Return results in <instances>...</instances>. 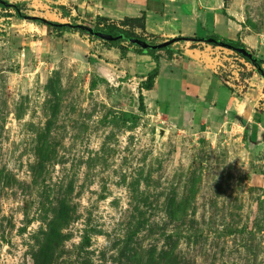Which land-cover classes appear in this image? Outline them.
I'll return each mask as SVG.
<instances>
[{"label":"rangeland","instance_id":"374dc122","mask_svg":"<svg viewBox=\"0 0 264 264\" xmlns=\"http://www.w3.org/2000/svg\"><path fill=\"white\" fill-rule=\"evenodd\" d=\"M3 1L20 17L0 6V264H264V137L222 111L207 130L197 115L162 116L139 89L146 66L104 52L139 47L29 19L94 29L74 3ZM164 2L252 55L264 36V0ZM129 19L102 23L155 44ZM192 48L225 96L264 99V76L238 53ZM159 88L163 109L179 102L177 78Z\"/></svg>","mask_w":264,"mask_h":264},{"label":"crops","instance_id":"0c3cea01","mask_svg":"<svg viewBox=\"0 0 264 264\" xmlns=\"http://www.w3.org/2000/svg\"><path fill=\"white\" fill-rule=\"evenodd\" d=\"M66 1L77 5V9L82 10L83 16H89L93 20L102 18L112 23L122 21L125 18L140 17L143 13V31L155 38V44L176 39L169 46V50L172 52L170 55L166 51H156L153 56L139 54L124 44H119V49L117 46L112 48L110 45L109 47L108 43L109 48L104 47V52L107 53L116 50L119 62L135 61V63L140 62L145 65L147 74L144 76H147L154 69L157 71L152 88L145 91L154 95L157 109L162 116L169 119L185 120L190 123L197 115L198 124L207 130L213 115L216 116L222 111L226 119L230 115L232 120L240 126L245 127L247 125L252 133L264 137V99L262 100L256 94L251 97L248 96L249 93L235 95V92L230 93L229 91L230 95L225 96L227 93L225 86L214 76L216 72L207 65L208 62L205 59L207 55L203 51L206 49L192 48V40L180 39H204L207 37L205 35L207 33L201 36L198 34V30H204L199 23L200 21L193 19L192 14L183 5L175 6L171 2H164L163 15H159L146 9V0H62V3ZM226 27H228L227 31L230 30L229 24ZM210 31L212 32L211 28ZM212 33L220 38L236 40L235 35L234 37H230L228 34L224 36L218 31ZM206 45L213 46L207 43ZM121 47L125 50L123 52V54L125 53L124 57L120 50ZM251 50L254 57L264 61V36L253 43ZM163 77L166 79L177 78L182 87L179 102L169 104L164 109L157 103L160 95L159 82Z\"/></svg>","mask_w":264,"mask_h":264},{"label":"trees","instance_id":"16d2710c","mask_svg":"<svg viewBox=\"0 0 264 264\" xmlns=\"http://www.w3.org/2000/svg\"><path fill=\"white\" fill-rule=\"evenodd\" d=\"M0 6H2L4 9L12 8L15 11V13H17V15L20 17L19 9L17 8V6L12 5V4H8L7 2H5L3 0H0ZM163 6H164V0H146V9L150 10V11H153L156 14L163 15ZM29 19L31 21H33V22H41L46 27L47 26H50V27L53 26V27H56V28H59V29H63V30L73 27V28L78 29L79 31H82V32H85L86 34H88L85 30L80 29L79 25L71 26L69 24L51 23V22L45 21V20L40 19V18H35V17L34 18L31 17ZM136 19H139L141 21L140 29L143 30L144 29V26H143L144 14L142 13L139 18L129 19V20H136ZM97 21L98 22L96 23V27L93 29L96 32H99V33H102V34H106V35H109V36H112V37L124 36L125 37L124 39H118L120 41L129 42L130 39H137V40L143 41L145 43H148L150 45H157V44L149 43L145 37H140V36H137L134 32H128L126 30H123L121 27H119V26H117L115 24L103 25L102 22L103 21H107L105 19L97 18ZM88 35H90V34H88ZM94 38L95 39H100L98 37H94ZM180 39H182V40H193V41L210 40V41H207L205 43H207L209 45H213V46H218L219 43H222L224 45L229 46L230 48L232 47L233 49H238V48L245 49L243 44L240 41H238V40H230V39H227V38H220V37L215 36V35L206 37L204 39H199V38H190V39L189 38H187V39L186 38H180ZM118 40H116V41H118ZM174 41H176V39ZM113 42H115V41H109V42H106V43H113ZM169 46H170V44L165 46V47H161V48H157V49H141V48H139L138 49V53H140V54H149V55L153 56L154 52H156V51H166V53L168 55H170L172 52L169 50ZM120 50H121L122 54L125 51L124 48H122V47L120 48ZM232 51H234V50H232ZM240 56H241L242 59L245 60V62L251 64L254 67V65L252 64V60H249L246 57H243L242 55H240ZM252 59L255 60L256 64L260 68V72H258V70L255 68L257 73L262 75V76H264V72H263V70L261 68V65L264 64V61L259 59V58L254 57L253 55H252ZM156 75H157V71L154 69L153 71H151L145 77V79L141 83L139 89L140 90L141 89L150 90L152 88V86H153V82H154V79L156 78ZM138 102H139V110L142 112L144 110L143 96L140 93H139V96H138ZM129 119L134 120V119H136V116L135 115H130Z\"/></svg>","mask_w":264,"mask_h":264},{"label":"water","instance_id":"95a60500","mask_svg":"<svg viewBox=\"0 0 264 264\" xmlns=\"http://www.w3.org/2000/svg\"><path fill=\"white\" fill-rule=\"evenodd\" d=\"M32 18H34V17H32ZM79 27H80V29L85 30L91 36L98 37L101 40H104V41H107V42L116 41L118 39H124L125 38L124 36L112 37V36H109V35H106V34H102V33L94 31L92 28H89V27H86V26H83V25H79ZM202 41L203 42H207V41H210V40H202ZM129 42L131 44L141 48V49H157V48L165 47V46L173 43L174 40L165 41V42H163L161 44H157V45H150L148 43H145V42L137 40V39H130ZM218 46L234 50L235 52H237L238 54L242 55L243 57H246L247 59L252 60V64L254 65V68H256L258 70V72H260V68L256 64L255 60L252 59V54H250L247 50L241 49V48L233 49L232 47L230 48L229 46L224 45L222 43H219Z\"/></svg>","mask_w":264,"mask_h":264},{"label":"bare ground","instance_id":"6f19581e","mask_svg":"<svg viewBox=\"0 0 264 264\" xmlns=\"http://www.w3.org/2000/svg\"><path fill=\"white\" fill-rule=\"evenodd\" d=\"M148 101V100H147ZM149 104H150V102H149ZM151 106H152V104H150ZM152 108V107H151Z\"/></svg>","mask_w":264,"mask_h":264}]
</instances>
